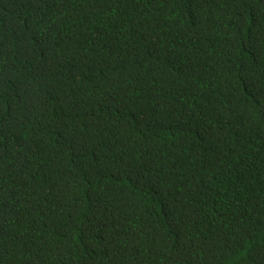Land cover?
Here are the masks:
<instances>
[{"label":"trees","instance_id":"obj_1","mask_svg":"<svg viewBox=\"0 0 264 264\" xmlns=\"http://www.w3.org/2000/svg\"><path fill=\"white\" fill-rule=\"evenodd\" d=\"M0 264H264V0H0Z\"/></svg>","mask_w":264,"mask_h":264}]
</instances>
